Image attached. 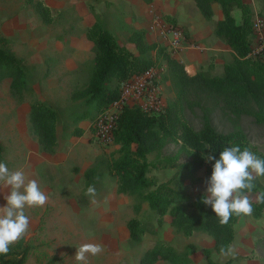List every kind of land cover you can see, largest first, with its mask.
Instances as JSON below:
<instances>
[{
    "label": "rangeland",
    "instance_id": "374dc122",
    "mask_svg": "<svg viewBox=\"0 0 264 264\" xmlns=\"http://www.w3.org/2000/svg\"><path fill=\"white\" fill-rule=\"evenodd\" d=\"M243 1L252 11V23L256 18L264 19V0ZM212 8L213 16L206 21L193 0H0V38L6 40L0 47L20 61L24 76L23 84L14 88L12 80L0 73L1 155L11 170H23L49 197L44 207L25 209L30 227L22 241L31 246L25 264H79L74 257L85 243L105 247L102 254L89 256L87 264H139L148 249L160 245L171 249L178 261L153 264H264V209L259 217L239 218L230 244L235 248V258H225L215 252L211 235L202 230L183 233L171 225L168 212L158 224L157 215L146 202L119 192L118 179L110 171L111 163L118 158V146L96 136L90 117L74 120V115L87 109L81 94L86 91L94 65L95 46L88 31L95 23L133 55L138 52L128 38L142 31L147 45L164 49L188 75L202 71L210 77H221L223 66L234 55L214 34L222 12L219 5ZM232 16L241 23L238 9L234 8ZM171 31L180 36L176 47L171 45ZM254 42L252 34L251 46ZM148 55L150 67L157 70L153 91L167 108L174 103L178 88L165 59L155 50ZM110 86L117 88V81ZM190 101L192 108L186 106L182 114L194 130L201 129L203 113L208 111L218 132L240 129L250 146L264 155L263 124L231 114L202 95ZM35 102L56 115V144L51 148H44L33 132L29 115ZM130 108L141 107L129 103L126 109ZM96 112L91 111V117ZM79 129L80 135L76 134ZM180 148V143L173 141L147 155L151 166L146 179L155 185L170 182V187L193 201L205 195L208 178L203 166L192 180L182 179L184 170L179 165L190 159ZM174 157L177 166L167 161ZM87 172H92L88 179ZM92 184L97 192L95 205L85 195ZM256 187L259 192L264 190V181H257ZM8 193V189L0 192V207L6 205L4 196ZM256 195L252 194L253 201ZM176 205L188 213L193 211L184 199L174 201L171 207ZM131 219L148 228L138 244L129 238L127 222Z\"/></svg>",
    "mask_w": 264,
    "mask_h": 264
},
{
    "label": "trees",
    "instance_id": "16d2710c",
    "mask_svg": "<svg viewBox=\"0 0 264 264\" xmlns=\"http://www.w3.org/2000/svg\"><path fill=\"white\" fill-rule=\"evenodd\" d=\"M193 2L206 21L213 16V5H219L221 8L222 19L217 21L214 34L234 55L233 60L223 66L221 77H210L202 71L194 76L188 75L184 66L164 53V49L147 45L142 31H135L128 38L138 52L137 55H133L121 47L100 23H95L88 31V37L95 46L94 65L86 91L81 94L85 97L84 104L87 109L74 115V120L90 117V122L93 123L101 111L119 98V86L122 82L143 73L152 65L148 55L151 50L162 56L166 61L168 73L178 88L175 101L165 107L164 113L158 115L146 114L140 108L123 107L112 138V143L118 146V158L111 163L110 171L118 179V191L137 196L146 202L149 209L157 215L158 224L163 223V217L168 212L171 225L183 233L188 235L194 230H202L211 235L214 238L215 252L221 254V247L227 248L232 243L234 225L240 217L233 216L227 225H221L211 207L201 202L204 194L190 201L188 197H184L178 190L170 187V182L155 185L146 179L147 170L151 166L147 161V155L163 149L173 141L180 143L181 151L190 159L179 165L184 170L182 171L184 180H192L203 166L209 179L215 160L206 162L202 157L212 154L217 160L225 147L239 145L242 150L247 147L257 156L264 158V155L250 146L242 130L225 134L218 132L212 124L208 111L203 113L200 130H194L184 119L183 108L190 106L191 97L202 95L231 114L250 117L264 125V60L258 56L248 57L252 49L250 7L243 0H193ZM234 8L240 11V24H237L232 16ZM4 42L6 40L0 38V46ZM0 73L12 80L14 88L23 84L24 76L20 61L1 47ZM113 80L117 81L118 86L111 89ZM191 108L190 106L189 109ZM93 110L97 112L91 117ZM29 116L39 143L46 149L55 146L54 111L40 102H35L30 106ZM81 132L79 129L76 134L80 135ZM209 147L211 151L207 149ZM2 152L0 146V161H3ZM174 160L176 161L177 157L167 159L172 165L175 164ZM91 175L92 172H87L86 179ZM152 186H155L154 190L148 191L147 189ZM253 193H259L257 187ZM183 199L192 205V212L188 213L181 205L171 207L174 201ZM255 201H253L252 215L259 217L264 204ZM127 229L129 238L134 244H138L141 236L148 232L146 225L137 219L129 220ZM30 250L31 246L21 240L11 247L7 256H0V264H25ZM159 260L174 263L178 261V257L171 249L160 245L148 249L139 264H153ZM209 264L213 263L209 262Z\"/></svg>",
    "mask_w": 264,
    "mask_h": 264
},
{
    "label": "clouds",
    "instance_id": "9594fccd",
    "mask_svg": "<svg viewBox=\"0 0 264 264\" xmlns=\"http://www.w3.org/2000/svg\"><path fill=\"white\" fill-rule=\"evenodd\" d=\"M210 151L211 147L207 148ZM206 162L215 160L212 174L205 181L207 188L202 203L210 206L221 225H227L233 217H250L254 211L251 196L257 181H264V158L249 148L239 145L225 147L216 160L209 154L202 157ZM8 189L4 196L6 205L0 207V256H7L11 247L24 239L29 232L30 219L25 209L44 207L49 197L35 179H29L23 170H11L0 161V192ZM86 196L97 204L95 185L87 187ZM256 203L264 204V190L256 195ZM105 251L102 244L85 243L77 248L75 260L87 264L89 256L96 257ZM221 254L235 258V248L221 247Z\"/></svg>",
    "mask_w": 264,
    "mask_h": 264
},
{
    "label": "built area",
    "instance_id": "2783aa9c",
    "mask_svg": "<svg viewBox=\"0 0 264 264\" xmlns=\"http://www.w3.org/2000/svg\"><path fill=\"white\" fill-rule=\"evenodd\" d=\"M252 34L255 42L248 57L258 56L264 60V19L256 18L253 21ZM172 35L171 45L176 47L180 42V36L176 31H173ZM156 74L157 70L150 67L133 79L121 83L119 98L101 111L92 123L96 136L102 142L112 143L113 132L116 130L121 111L129 103H138L140 109L145 113H149V115L164 113L165 106L160 100V96L153 91L152 83L156 78Z\"/></svg>",
    "mask_w": 264,
    "mask_h": 264
},
{
    "label": "crops",
    "instance_id": "0c3cea01",
    "mask_svg": "<svg viewBox=\"0 0 264 264\" xmlns=\"http://www.w3.org/2000/svg\"><path fill=\"white\" fill-rule=\"evenodd\" d=\"M217 6V5H216Z\"/></svg>",
    "mask_w": 264,
    "mask_h": 264
}]
</instances>
